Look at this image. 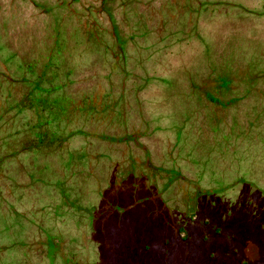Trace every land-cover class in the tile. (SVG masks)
I'll list each match as a JSON object with an SVG mask.
<instances>
[{
  "label": "rangeland",
  "instance_id": "rangeland-1",
  "mask_svg": "<svg viewBox=\"0 0 264 264\" xmlns=\"http://www.w3.org/2000/svg\"><path fill=\"white\" fill-rule=\"evenodd\" d=\"M77 263L264 264V0H0V264Z\"/></svg>",
  "mask_w": 264,
  "mask_h": 264
},
{
  "label": "flooded vegetation",
  "instance_id": "flooded-vegetation-1",
  "mask_svg": "<svg viewBox=\"0 0 264 264\" xmlns=\"http://www.w3.org/2000/svg\"><path fill=\"white\" fill-rule=\"evenodd\" d=\"M216 91H217V89H216ZM218 92V91H217ZM210 98H212V99H215V97H213V96H210V95H208ZM125 140H127L128 139V141H130V140H132V136H128V137H126L125 136V138H124ZM193 196H196V198H199V196L198 195H192V197ZM195 203V202H194ZM197 204V203H196ZM194 211V210H193ZM196 212V211H195ZM197 213V212H196Z\"/></svg>",
  "mask_w": 264,
  "mask_h": 264
},
{
  "label": "trees",
  "instance_id": "trees-1",
  "mask_svg": "<svg viewBox=\"0 0 264 264\" xmlns=\"http://www.w3.org/2000/svg\"><path fill=\"white\" fill-rule=\"evenodd\" d=\"M77 264H82V263H77Z\"/></svg>",
  "mask_w": 264,
  "mask_h": 264
}]
</instances>
